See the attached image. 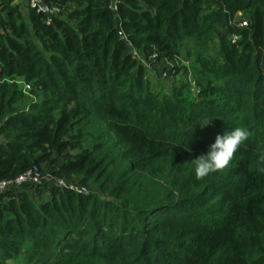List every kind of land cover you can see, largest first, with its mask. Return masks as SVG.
Listing matches in <instances>:
<instances>
[{"label": "trees", "instance_id": "obj_1", "mask_svg": "<svg viewBox=\"0 0 264 264\" xmlns=\"http://www.w3.org/2000/svg\"><path fill=\"white\" fill-rule=\"evenodd\" d=\"M120 1L50 0L48 27L0 0V181L39 166L94 188L1 195L0 264H264V0ZM121 26L143 55L186 51L200 93L185 66L149 79ZM236 126L230 167L197 180Z\"/></svg>", "mask_w": 264, "mask_h": 264}, {"label": "built area", "instance_id": "obj_2", "mask_svg": "<svg viewBox=\"0 0 264 264\" xmlns=\"http://www.w3.org/2000/svg\"><path fill=\"white\" fill-rule=\"evenodd\" d=\"M211 2H219L220 0H207ZM23 2V5L28 6V8L33 9L38 14L45 16V24L51 27L55 24L56 19L62 18L66 9L60 5L50 2V0H20L19 3ZM2 2H0L1 4ZM121 1L112 0L110 9L113 13L119 14ZM237 25L239 28H246L249 25V21L245 17L239 18ZM119 35L121 39L128 44L131 48L133 58L139 61L142 65L146 67L148 71L157 72L160 74L161 78L164 80L178 76L177 73L182 67L178 65L175 66L174 61L169 58H160L157 54L146 56L143 55L132 43L131 39L125 32L123 26H121ZM232 41L235 43L238 41L237 36H233ZM178 59V58H177ZM180 59V58H179ZM190 75V72H189ZM190 77V76H189ZM21 85L24 93L30 94L32 91V86L26 82H18ZM193 92L195 94L200 93V89L193 83ZM25 187H31L34 191L45 192L54 187L63 188L74 192L79 195L89 196L91 195V190L89 187L64 178L55 177L50 173L46 167L34 166L30 170L26 171L24 174L20 175L16 179L3 180L0 181V196L7 194L13 190L17 191Z\"/></svg>", "mask_w": 264, "mask_h": 264}, {"label": "clouds", "instance_id": "obj_3", "mask_svg": "<svg viewBox=\"0 0 264 264\" xmlns=\"http://www.w3.org/2000/svg\"><path fill=\"white\" fill-rule=\"evenodd\" d=\"M210 123L201 125L207 126ZM252 132L246 127L236 126L223 135H217L215 141L209 146L206 154L191 160L193 171L197 180H202L210 174L222 172L229 168L241 146L251 137ZM260 160L264 161V154Z\"/></svg>", "mask_w": 264, "mask_h": 264}, {"label": "rangeland", "instance_id": "obj_4", "mask_svg": "<svg viewBox=\"0 0 264 264\" xmlns=\"http://www.w3.org/2000/svg\"><path fill=\"white\" fill-rule=\"evenodd\" d=\"M13 4H14V6H17L18 4H17V1H15V0H13ZM19 4H21L20 5V7H21V10L22 11H25V12H27L28 10H29V8H28V6H26V5H23V2H21V3H19ZM74 8L73 7H71V10H73ZM187 50H194V45H193V43H189L188 45H187ZM174 61V64H175V66H179V67H183V66H185L186 68H188V70H189V72H190V77L188 76V78H187V80L189 81V82H191L192 83V85H193V81H194V76H193V72H192V70L194 71V59L193 58H189L187 55H186V51H185V53H184V55L180 58V59H174L173 60ZM194 73H195V71H194ZM197 70H196V75H197ZM147 77L149 78V79H151L155 84H157V83H159V84H164L165 82V84H167L168 82H170L171 80H164V79H162L161 78V76H160V74L159 73H157V72H151V71H149V72H147ZM181 77H182V74L180 75V77L178 78V80H180L181 79ZM170 79H177V77L176 76H174L173 78H170ZM187 96L188 97H193L192 96V94L191 93H187ZM77 182V181H76ZM93 190H91V192L92 193H94V188L93 187H91ZM20 264H22V263H20Z\"/></svg>", "mask_w": 264, "mask_h": 264}, {"label": "crops", "instance_id": "obj_5", "mask_svg": "<svg viewBox=\"0 0 264 264\" xmlns=\"http://www.w3.org/2000/svg\"><path fill=\"white\" fill-rule=\"evenodd\" d=\"M15 1H17V4H19V1L20 0H15ZM21 262H17V263H14V262H10L9 264H20Z\"/></svg>", "mask_w": 264, "mask_h": 264}]
</instances>
